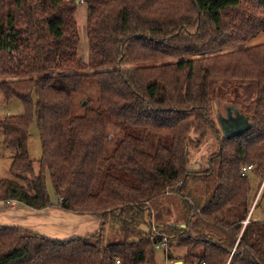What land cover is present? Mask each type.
Segmentation results:
<instances>
[{"label": "trees", "instance_id": "1", "mask_svg": "<svg viewBox=\"0 0 264 264\" xmlns=\"http://www.w3.org/2000/svg\"><path fill=\"white\" fill-rule=\"evenodd\" d=\"M85 2L88 61L77 0H0V92L25 109L0 119L14 150L0 201L92 214L100 230L59 239L0 224V264H160L164 243L182 249L184 264H264V216L255 217L264 43L250 45L264 33V0ZM88 80L100 86L99 105L89 100L73 116V93ZM218 101L235 104L251 128L225 136ZM34 117L38 161L29 151ZM109 122L120 133L111 150ZM211 138L206 166L191 169L193 149ZM250 173L261 178L252 203Z\"/></svg>", "mask_w": 264, "mask_h": 264}, {"label": "rangeland", "instance_id": "2", "mask_svg": "<svg viewBox=\"0 0 264 264\" xmlns=\"http://www.w3.org/2000/svg\"><path fill=\"white\" fill-rule=\"evenodd\" d=\"M77 3H78V9L76 13V18L79 26L80 37H81V41L79 43V53L80 56L83 58V60L88 61L90 55V47H89V39L87 35V14H88L87 3L85 2V0H77ZM260 43H264V33L260 34L256 39H254L250 45H256ZM83 71L89 72V70H83ZM99 95H100L99 84L96 81L88 80L86 82V86L81 92L73 93L74 100H73L72 115L77 116L83 114L85 112V106H87L89 100H90V105H92L93 107H97L99 105L98 103ZM229 108L233 111L232 113L239 111L238 107L230 101L216 102L214 106L213 116L216 119L217 123H219L218 116L226 117ZM24 112H25L24 105L19 99L14 98L8 100L0 92V119H4L7 115L10 114L13 115L22 114ZM218 126L219 128H221L219 124ZM108 128H109V132L112 134V139H111L112 142L109 141L108 143V150H111L114 146V141L116 140V138H118L120 133L118 132L119 128L115 122H109ZM29 132H30V138H29L30 155L34 160L38 161L42 158V144L38 132L37 120L35 117L30 126ZM2 133L3 132L0 129V180L6 178H13V175L10 172V165L12 162L10 159V152L14 154V150L7 148L4 145ZM215 142H216L215 138H211L208 139L207 142L201 148L193 149L190 156L191 169H199V168H204L206 166L208 157L216 149ZM35 169L36 171L39 170V163L37 162L35 165ZM250 177L252 180L250 202L252 203L253 198L256 196L260 188L261 178L254 175V173H250ZM48 189L52 201L55 202L57 200V196L55 194L53 185L50 181L49 175H48ZM258 197H260L261 199H260V204L255 211V217L261 218L264 216V193L261 195L260 192ZM52 208H58V207H52ZM42 234L44 235L47 234V236L51 237L50 234L52 233L42 232ZM169 252L172 253L177 260L174 259L172 261L167 259L165 254L166 253L165 248L163 246L158 247L157 260L160 264H184L183 260L179 259L184 254L181 248L172 247L170 248Z\"/></svg>", "mask_w": 264, "mask_h": 264}, {"label": "crops", "instance_id": "3", "mask_svg": "<svg viewBox=\"0 0 264 264\" xmlns=\"http://www.w3.org/2000/svg\"><path fill=\"white\" fill-rule=\"evenodd\" d=\"M0 224L21 226L38 233L50 232L51 237L66 239L99 231L101 218L58 208L35 210L12 200L0 201Z\"/></svg>", "mask_w": 264, "mask_h": 264}, {"label": "water", "instance_id": "4", "mask_svg": "<svg viewBox=\"0 0 264 264\" xmlns=\"http://www.w3.org/2000/svg\"><path fill=\"white\" fill-rule=\"evenodd\" d=\"M229 110L232 111L230 108ZM218 122L223 134L227 137L238 136L251 128L249 117L239 111H236L232 117L218 116Z\"/></svg>", "mask_w": 264, "mask_h": 264}, {"label": "built area", "instance_id": "5", "mask_svg": "<svg viewBox=\"0 0 264 264\" xmlns=\"http://www.w3.org/2000/svg\"><path fill=\"white\" fill-rule=\"evenodd\" d=\"M252 169V165H248V166H246L244 169H243V175H245V174H247L248 172H249V170H251ZM165 246V243H164V245H163V247ZM165 248V247H164ZM165 254H166V257H167V253L169 252L168 250H167V248H165ZM119 262V261H118Z\"/></svg>", "mask_w": 264, "mask_h": 264}, {"label": "flooded vegetation", "instance_id": "6", "mask_svg": "<svg viewBox=\"0 0 264 264\" xmlns=\"http://www.w3.org/2000/svg\"><path fill=\"white\" fill-rule=\"evenodd\" d=\"M233 111H227V116L226 117H228V116H230V117H232V115H235V113H232ZM231 113H232V115H231Z\"/></svg>", "mask_w": 264, "mask_h": 264}]
</instances>
